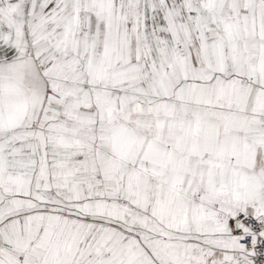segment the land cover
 <instances>
[{
    "label": "snow or ice",
    "instance_id": "6c2138e0",
    "mask_svg": "<svg viewBox=\"0 0 264 264\" xmlns=\"http://www.w3.org/2000/svg\"><path fill=\"white\" fill-rule=\"evenodd\" d=\"M0 264H264V0H0Z\"/></svg>",
    "mask_w": 264,
    "mask_h": 264
}]
</instances>
